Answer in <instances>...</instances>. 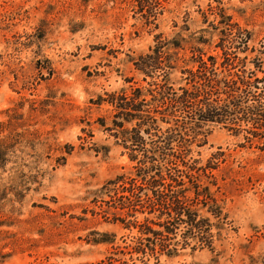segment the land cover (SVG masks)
<instances>
[{
	"label": "rangeland",
	"instance_id": "1",
	"mask_svg": "<svg viewBox=\"0 0 264 264\" xmlns=\"http://www.w3.org/2000/svg\"><path fill=\"white\" fill-rule=\"evenodd\" d=\"M158 1L0 0V264H264V128L212 123L193 145L228 218L213 249L143 260L125 192L103 190L136 164L108 95L161 81L137 64L157 34L180 41L175 87L194 47L264 77V0Z\"/></svg>",
	"mask_w": 264,
	"mask_h": 264
},
{
	"label": "trees",
	"instance_id": "2",
	"mask_svg": "<svg viewBox=\"0 0 264 264\" xmlns=\"http://www.w3.org/2000/svg\"><path fill=\"white\" fill-rule=\"evenodd\" d=\"M139 1L144 5L147 0ZM170 43L180 47L179 40L157 34L153 54L141 56L137 63L145 72L163 70L155 88L146 93L136 86L131 95L114 92L107 98L116 110L115 136H122L136 164L133 175H118L103 190L125 192L120 208L126 215L115 214V219L137 229L129 247L143 260L159 261L162 255L174 256L187 247L214 248L228 218L210 185L215 183L202 179L200 171L207 175V166L197 165L193 145L208 135L206 127L212 123L245 129L254 136L264 128V77L246 67L236 68L226 51L219 65L217 55L205 58L206 53L194 47L197 67L182 68L185 83L175 87L170 75L179 57L166 50ZM244 124L251 126L242 128ZM128 216L132 218L127 220Z\"/></svg>",
	"mask_w": 264,
	"mask_h": 264
}]
</instances>
